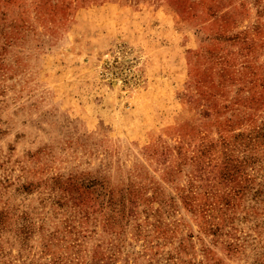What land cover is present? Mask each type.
<instances>
[{
  "label": "rangeland",
  "instance_id": "374dc122",
  "mask_svg": "<svg viewBox=\"0 0 264 264\" xmlns=\"http://www.w3.org/2000/svg\"><path fill=\"white\" fill-rule=\"evenodd\" d=\"M0 264H264V0H0Z\"/></svg>",
  "mask_w": 264,
  "mask_h": 264
}]
</instances>
